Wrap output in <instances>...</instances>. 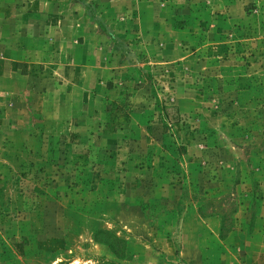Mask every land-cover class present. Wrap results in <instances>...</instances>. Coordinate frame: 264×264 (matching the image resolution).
I'll return each mask as SVG.
<instances>
[{"label": "rangeland", "instance_id": "374dc122", "mask_svg": "<svg viewBox=\"0 0 264 264\" xmlns=\"http://www.w3.org/2000/svg\"><path fill=\"white\" fill-rule=\"evenodd\" d=\"M30 1L0 0V264L264 263V0Z\"/></svg>", "mask_w": 264, "mask_h": 264}, {"label": "crops", "instance_id": "0c3cea01", "mask_svg": "<svg viewBox=\"0 0 264 264\" xmlns=\"http://www.w3.org/2000/svg\"><path fill=\"white\" fill-rule=\"evenodd\" d=\"M30 4H31V6H34L35 9H29L28 6H26L25 9H27V10L24 11V14L26 13V16H29L33 20H36V29L39 30V25L40 24H43L41 22V20H43V18H45L44 11H46V5H48V3L45 2V0H31L29 2V5ZM50 6H51V4H50ZM6 10H7V8H6ZM51 10L52 9L49 8V9H47V12L50 13ZM8 11H10V10L8 9ZM13 11H14V8H11V12H13ZM51 13H52V16L51 17H54L53 16V12H51ZM10 39H11V37H10ZM254 251H256V250H254ZM254 254H255L254 252H251V255H254ZM256 254L260 258H264V250H259V251L256 252ZM251 264H255V263H251ZM256 264H264V263H261L260 262V263H256Z\"/></svg>", "mask_w": 264, "mask_h": 264}]
</instances>
